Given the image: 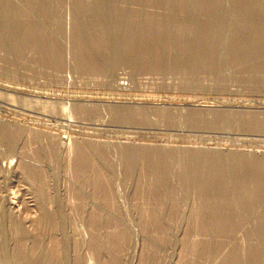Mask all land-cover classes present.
I'll return each instance as SVG.
<instances>
[{"label": "rangeland", "instance_id": "374dc122", "mask_svg": "<svg viewBox=\"0 0 264 264\" xmlns=\"http://www.w3.org/2000/svg\"><path fill=\"white\" fill-rule=\"evenodd\" d=\"M208 1L0 0L2 261L264 264L249 260L264 207L233 227L240 210L216 214L200 173L185 179L196 153L264 160V0ZM209 16L224 23L218 60L201 52ZM161 158L167 194L153 186Z\"/></svg>", "mask_w": 264, "mask_h": 264}, {"label": "bare ground", "instance_id": "6f19581e", "mask_svg": "<svg viewBox=\"0 0 264 264\" xmlns=\"http://www.w3.org/2000/svg\"><path fill=\"white\" fill-rule=\"evenodd\" d=\"M193 1H195V0H193ZM204 1H206V0H204ZM184 4L187 7L188 6H191L192 7V3H190V0H184ZM200 4H203L202 6H204V4L210 5V6L213 7L212 8L213 10L216 9L218 7V5H219V4L217 5L216 3H213L212 4L209 1H208V3L207 2L206 3L201 2ZM185 5L183 7H186ZM262 6H263V4H262ZM251 7H252V4L249 3V5H248L247 8H250L251 9ZM103 11H105V10H103ZM205 11H206V14H207V10H205ZM253 12L255 13V11H252V13ZM207 18H208V22H206V24L203 26V29H202L203 30V35L202 36L207 35V38L208 39L210 38L211 42L206 41L205 40V37H204L203 38V40L205 41L204 44L205 45L207 44L208 47L206 49H203L201 52L204 55V54H206V52L211 51L212 55L214 57H216V49L217 48L213 44H216L217 43V40L215 38H216V36L218 34V31L220 32L221 28H223L222 26H223L224 23H223V20L221 18H219V17L214 18L213 21L211 20L210 16L207 17ZM263 19L264 18H261V20L260 19L259 20L257 19L256 22H255L256 23V26H255L256 33L254 34L255 35L254 42H256L259 45L260 48L262 47L263 52H264V20ZM181 25H182V28H181L182 31L180 32V34L181 35H184L185 34V31H186V26L183 25V24H181ZM198 27H196V28H198ZM6 30L8 31L7 27L5 29L0 27V39H1V42L2 43H4L5 35L7 34L6 33ZM9 31H11V30H9ZM9 31H8V33H9ZM204 33H206V34H204ZM15 35H16V33H15ZM17 35H18V33H17ZM15 41H17V40H15ZM252 42H253V40H252ZM220 43H222V40H221ZM17 44H18V42H17ZM17 44H15L14 46H18ZM183 44H184V46H181V50L185 51L187 49L186 42H183ZM250 44L251 43L249 41L248 45H250ZM5 45L7 46L8 43H6ZM5 45L3 44V46H5ZM238 47H241V46H239V44H238L237 48ZM195 48L197 49V46ZM222 48L220 47L219 49L222 50ZM237 48H236V50H237ZM246 48H247V46H246ZM197 50L199 51V49H197ZM236 50H234V54H236V52H237ZM239 52L240 53H243L242 60H244L243 59L244 56L246 58L249 55L248 49H243L242 48V51H239ZM239 52H237L236 57L239 56ZM220 57H221V55H220ZM212 59H214V58L212 57ZM215 59L218 60L217 57ZM206 109H208V108H203L202 110H206ZM165 155H167V153H165ZM185 157H183L184 158V162H188V160H191V164H192V167H191L192 168V172L186 173L187 175L185 174L186 175V178L185 179L188 180L189 177H194L195 178L196 177L195 175H197L198 173H200V176H197L195 179H193V180H195V181H193V183H195L194 185H196V188L199 191V193L202 196V198L204 197L205 194H207V192L211 193V195H209L210 196V199L209 200L211 201L210 203H213L212 201H214L215 199L218 198L217 199L218 202H214L215 204H213V207L215 206L214 207L215 209H213V210L216 212V214L221 210V208L223 206H224V208L225 207H229V210H228L229 211V216L231 214H233V210L232 209H234V214L232 216H234L235 214H238L239 212L238 213H235V212H237V210L238 211L240 210V212L242 213V215L237 216V217H240V219L241 218L242 219L239 222L235 223V226H233V227H236V224H238V226L239 225H243L244 219L247 218V217L244 216V214L246 215V213H248L252 209L254 210L255 207H257L259 209H260V206H263L264 207V160L255 161L254 158H250V157H247V156H244V157H242V156H232V157H229L231 159H221V158H216V157H210L209 158L207 155H201V154H197V153H196V155H193L190 159L188 157L186 159ZM83 161L84 160H82V165L86 167L87 166V162L85 163ZM169 165H170V162L168 160H166L165 158L159 159L157 165H155V164H151L150 165V166H153V169H155L154 170V175H155L154 178H155V180L153 182L154 183L153 186L156 187V188H158L157 190H159V191H160V189L161 190L164 189V192H161V193H166V194L167 193H170L169 191H167L165 189V184L167 183L166 167H168ZM244 167H245V169L248 168V167H256V168H258V170H256V172L253 173V175H250V176L249 175H245V176L238 177L240 175V173L243 172L242 170L244 169ZM204 171L207 172L206 173V176L207 177H205V178L203 177L205 175L201 176V173H204ZM165 190H166V192H165ZM209 190L210 191L212 190V192H210ZM232 191H236L237 196L230 198L229 197V193L232 192ZM203 205H205L204 202H203L202 206ZM234 207L236 208V211H235V208ZM262 212H260V213H262ZM212 213H213V211H212ZM216 214H214V215H216ZM220 214H221V212L219 213V217H220ZM263 214L264 213H262V216L259 215L260 218L263 219V220L262 219L261 220L259 219V222H260L259 224L260 225L258 226L257 229H255V230H253L251 232L252 236L255 239L258 240V249H259L258 251H255L252 247L250 248V250H249V252H250L249 260H250L251 263H255V262H260V263L262 262V263H264V248H263V246H264V215ZM152 215H153V217L156 220L159 218L157 212H153ZM225 215H227V214H225ZM216 217H215V219H216ZM219 217H217V218H219ZM221 217L223 218V216H221ZM220 218H219V220H220ZM50 219H51V222L52 221H55L56 222V219L54 220V218H51V217H50ZM218 224L220 225V228L218 230H220V231L223 230V232L224 231H227V230H225V227L228 228V224L226 222L225 223L224 222H222V223L219 222ZM60 244H62V243H60ZM60 244L59 243L57 244L58 245L57 248H59V245ZM60 247H62V246H60ZM95 248L97 249L96 251H99L98 249L99 248L102 249V245L101 246L99 245L98 247H95ZM19 258H20V260L18 261V264H40V261H38V259L37 260H33L30 257L26 256L25 254L20 255ZM48 259H49V261H51V257L48 258ZM233 260H234L233 261V264H241L242 263V261L239 260V259H233ZM0 264H8V263H6L5 261H2L0 259ZM45 264H48V261Z\"/></svg>", "mask_w": 264, "mask_h": 264}]
</instances>
